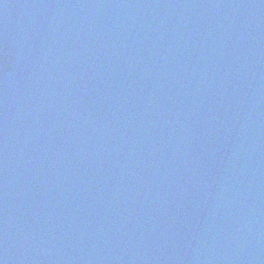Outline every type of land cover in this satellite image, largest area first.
<instances>
[{
  "label": "water",
  "instance_id": "1",
  "mask_svg": "<svg viewBox=\"0 0 264 264\" xmlns=\"http://www.w3.org/2000/svg\"><path fill=\"white\" fill-rule=\"evenodd\" d=\"M0 264H264V0H0Z\"/></svg>",
  "mask_w": 264,
  "mask_h": 264
}]
</instances>
